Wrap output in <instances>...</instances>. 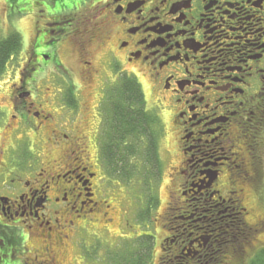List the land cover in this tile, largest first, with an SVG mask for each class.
Instances as JSON below:
<instances>
[{"label": "flooded vegetation", "instance_id": "1", "mask_svg": "<svg viewBox=\"0 0 264 264\" xmlns=\"http://www.w3.org/2000/svg\"><path fill=\"white\" fill-rule=\"evenodd\" d=\"M11 4L33 25L0 102V264H225L241 235L221 209L244 190H224L233 172L253 179L264 161V0ZM123 76L150 87L175 137L169 184L179 195L157 247L139 241L144 208L117 202L100 159L101 105ZM116 223L139 246L100 253L92 236Z\"/></svg>", "mask_w": 264, "mask_h": 264}, {"label": "trees", "instance_id": "2", "mask_svg": "<svg viewBox=\"0 0 264 264\" xmlns=\"http://www.w3.org/2000/svg\"><path fill=\"white\" fill-rule=\"evenodd\" d=\"M22 48L20 33L0 38V78L9 62L19 58ZM113 84L106 90L101 105L106 124L102 139L104 143L100 149L103 172L110 177L113 187L125 183L133 195L144 187L140 193L146 197L147 203L144 204L143 211L146 210L144 214L148 215L153 208L158 209L160 205L156 194L158 182L154 179L162 174L159 145L166 132L165 127L160 114L148 110L142 85L136 78L123 76ZM232 177L234 182L240 181L245 186H251L250 180L257 181L255 177L251 179L240 170L233 172ZM242 200L240 198L238 204L231 207L223 205L221 209L227 211L226 215H231L236 232L241 235L237 243L228 245L226 249L233 264H264V245L254 252L251 247L257 233L264 231V221L251 225L246 220L249 211L242 205Z\"/></svg>", "mask_w": 264, "mask_h": 264}, {"label": "rangeland", "instance_id": "3", "mask_svg": "<svg viewBox=\"0 0 264 264\" xmlns=\"http://www.w3.org/2000/svg\"><path fill=\"white\" fill-rule=\"evenodd\" d=\"M6 1L7 0H0V38H6L8 37L10 34L13 33H20L22 40H23V48L21 51V54L19 56V58H17L16 60H12L9 62V64L7 65V69L4 73V75L0 78V102H3L5 100H7L10 96V92H9V87L10 85H12V83H14L16 81V69L20 68L22 66V64L25 62V60L23 59L25 52H26V48L28 45V41H26L28 39V35L30 34V30L32 28L31 22L29 21V18L26 17L24 14H26V12H24L22 9L16 10V7L11 4L9 9H7L6 7ZM21 2V1H20ZM21 64V65H20ZM141 82V81H140ZM114 79L109 83V85L112 87L114 84ZM143 87V91L145 94V98H146V103H147V108L148 110L151 111H157L160 116L161 119H163L165 125V129L166 132L163 136V138L160 141V145H159V156H160V161L162 164V174L160 176H157L154 181H156V183L158 182V185H156V194L158 196V198L160 199V205L158 207L159 210L154 208L152 209V211H150V213L144 214L145 211L141 212V207H143L145 209V205H146V197L141 194V190L144 188L142 187L141 189L136 191V195L132 194V190H129L126 188L125 183H122L121 187L117 186L115 187L114 190V198H117V202H121L125 201V204H127L129 201L130 203L132 202V206L128 207L127 206V212L130 209H133L134 211H138L141 212V214H143V217L146 220H140L136 223H134V228H135V233L137 234V236H139V241H142L145 246L148 243V241H151L152 246L155 245V247H157L158 245V240H157V235L155 230H159V232L161 233L162 226H163V221L161 220V214L164 212V209L167 207L168 202H174L176 201L175 197H171V194H173V196H178L179 194L176 193V187L174 186V188L171 187V184H169V174H170V163H169V159H170V154L169 152H173V147L175 145V137L171 135L170 131H169V127L167 126V121L166 119H168L167 117H165L162 113V111L160 110V108L157 106V102L155 97L153 96L151 89L149 86H145L142 85ZM43 90L44 93H46V90L43 86ZM46 98V97H45ZM88 100L89 103H91V98L87 97L86 98ZM87 106L83 105V109L84 111H86ZM261 156H264L262 153L260 154ZM177 155H175L173 153V162L171 163L173 165V163H175V159H176ZM175 165V164H174ZM251 174L253 177H255L257 179L256 182H254L253 180L251 181V186H245L244 184L237 182V183H231V185H228L224 192H225V196L229 195V191H239L240 189H244L243 195H230V197L233 199L234 201V205L235 202H237V200H239L240 197H242V205L245 206L248 209V213L246 216V220L251 224V225H255L257 223L260 224L261 221H264V199H263V194H264V161H263V165H261V167H259V169L254 170L253 172L251 171ZM158 178V179H157ZM144 183V182H143ZM245 183V181H244ZM119 185V183H117ZM171 190V191H170ZM175 193H174V191ZM261 190V191H260ZM133 196V197H132ZM145 204V205H144ZM175 203H172V205H174ZM137 205H139V207L137 208ZM241 205V204H240ZM241 205V206H242ZM124 209L126 210V208L124 207ZM154 210V212H153ZM158 211V213L156 212ZM174 212V211H173ZM155 225H157V227H155ZM117 223L115 224V227L111 228L113 230L110 231V233H99L100 236H92L91 238V243H96L100 246V253L106 251L105 254L108 255L109 252H107L108 249L106 248H110V247H105V244L111 245L112 246V242L114 243V247L117 246L116 248L119 249V245L120 244H125L128 249H132L134 248V246H139V242L137 245V240H131L127 243L126 239H128V234H126V237H119L116 236L119 234L118 229L117 228ZM143 234V236H141ZM104 235V236H101ZM109 235H111L113 238L110 239ZM136 236V235H135ZM141 236V237H140ZM88 243V240H87ZM252 244V248H253V252L255 250H257L259 247L264 245V231H259L256 235V239H254V241L251 243ZM125 246V248H126ZM113 248V247H112ZM101 249H105V251H101ZM119 251V250H113L111 251V254ZM144 253H147L146 251H144ZM117 255L119 254L116 253ZM112 258H114L112 256ZM232 258L230 256V258L228 257V259L225 260V264H233L232 263ZM235 263V262H234ZM112 264H119L116 263L115 260H112Z\"/></svg>", "mask_w": 264, "mask_h": 264}]
</instances>
